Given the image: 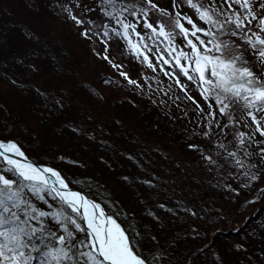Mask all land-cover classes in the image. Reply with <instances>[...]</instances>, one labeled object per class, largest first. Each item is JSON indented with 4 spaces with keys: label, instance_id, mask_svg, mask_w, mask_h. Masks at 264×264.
<instances>
[{
    "label": "trees",
    "instance_id": "obj_1",
    "mask_svg": "<svg viewBox=\"0 0 264 264\" xmlns=\"http://www.w3.org/2000/svg\"><path fill=\"white\" fill-rule=\"evenodd\" d=\"M81 2L90 6L95 0ZM76 3L0 0V138L17 140L31 159L60 170L71 186L100 201L143 249L156 243L153 236L175 249L169 252L171 264H191L185 259L191 253L196 264H264V181L240 188L243 177L230 180L223 169L208 171L201 154L187 147L194 143L202 151L207 148L198 127L205 122L192 101L178 88L164 95L154 81L151 90L129 85L104 55L140 84L144 77H157L159 89L167 90L172 82L158 66L153 73L139 63L123 41L116 39V49L126 52L124 64L111 45L104 53L98 39L83 38V29L58 6ZM159 4L169 8L170 0ZM149 57L155 64V56ZM32 64L39 70L31 71ZM106 78L113 83H105ZM36 86L49 90L53 105L63 96L65 110L37 103L29 91ZM191 95L207 111L194 86ZM153 176L160 179L151 189L137 182ZM227 183L239 193H230ZM161 203L167 207L161 209ZM183 204L199 216L186 214ZM238 243L245 250H237Z\"/></svg>",
    "mask_w": 264,
    "mask_h": 264
},
{
    "label": "snow or ice",
    "instance_id": "obj_2",
    "mask_svg": "<svg viewBox=\"0 0 264 264\" xmlns=\"http://www.w3.org/2000/svg\"><path fill=\"white\" fill-rule=\"evenodd\" d=\"M58 6L83 29V38L104 45V53L114 38L123 41L129 54L153 73L158 66L172 82L167 90L159 89L157 77H144L140 84L121 70L123 65L104 55L129 85L151 90L154 81L164 95L178 88L192 101L205 122L198 127L207 148L202 151L194 143L187 147L201 154L208 171L223 169L230 180L243 177L240 188L264 181V0H170L169 8L158 0H95V7L77 0L73 7ZM97 11L99 24L89 16ZM149 54L155 56V64ZM30 69L36 72L39 65ZM104 82L113 83L107 78ZM9 83L20 85L16 80ZM192 86L207 111L191 95ZM29 91L49 110L66 108L63 96L51 103L48 89L36 86ZM157 179L137 182L151 189ZM69 183L55 167L30 161L17 140H0V264H171L174 257L169 252L175 249L165 248L155 236L151 239L156 243L143 249L115 213L106 212ZM224 186L239 193L231 183ZM181 207L199 216L190 205ZM235 248L245 250L243 243ZM198 251L203 254V249ZM185 259L196 264L195 253Z\"/></svg>",
    "mask_w": 264,
    "mask_h": 264
},
{
    "label": "rangeland",
    "instance_id": "obj_3",
    "mask_svg": "<svg viewBox=\"0 0 264 264\" xmlns=\"http://www.w3.org/2000/svg\"><path fill=\"white\" fill-rule=\"evenodd\" d=\"M162 0H158V2H161ZM90 7H95V3H94V5H90ZM93 17H94V19H96L97 21H100L101 19L99 18V12L97 11V13L95 14V15H93ZM154 19H155V17H154ZM53 23H54V21H53ZM68 33H70L69 31H68ZM69 35H71V34H69ZM95 40V39H94ZM118 42V41H117ZM110 45H111V47H112V49H113V51L115 52V56H116V58H117V60L120 62V63H126V52L123 50V51H119V49H116V39H113L111 42H110ZM138 62L140 63V61L138 60ZM92 83H94L93 81H92ZM95 85L97 86V83H95Z\"/></svg>",
    "mask_w": 264,
    "mask_h": 264
},
{
    "label": "water",
    "instance_id": "obj_4",
    "mask_svg": "<svg viewBox=\"0 0 264 264\" xmlns=\"http://www.w3.org/2000/svg\"><path fill=\"white\" fill-rule=\"evenodd\" d=\"M0 140H2V139H0ZM25 156H26V154H25ZM27 157V156H26ZM28 158V157H27ZM30 161H32L30 158H28ZM36 164H39V165H44V164H41V163H36ZM69 187L70 188H72L73 190H76V191H79V192H82V191H80L79 189H77V188H75V187H72V186H70L69 185ZM84 195H86L84 192H82ZM89 199H92V200H94V201H96L95 199H93V198H91V197H89L88 195H86ZM96 202H98V201H96ZM98 203H100V202H98ZM101 204V203H100ZM101 207H103L102 206V204H101ZM104 208V207H103Z\"/></svg>",
    "mask_w": 264,
    "mask_h": 264
}]
</instances>
